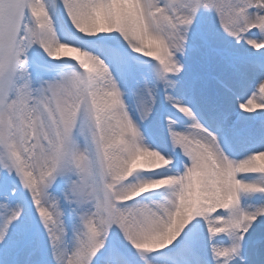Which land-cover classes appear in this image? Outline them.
Listing matches in <instances>:
<instances>
[{
  "label": "snow or ice",
  "instance_id": "6c2138e0",
  "mask_svg": "<svg viewBox=\"0 0 264 264\" xmlns=\"http://www.w3.org/2000/svg\"><path fill=\"white\" fill-rule=\"evenodd\" d=\"M0 264H264V0H0Z\"/></svg>",
  "mask_w": 264,
  "mask_h": 264
}]
</instances>
